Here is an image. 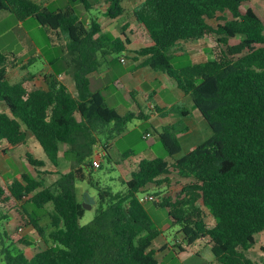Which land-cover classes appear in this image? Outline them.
Segmentation results:
<instances>
[{"label":"trees","instance_id":"1","mask_svg":"<svg viewBox=\"0 0 264 264\" xmlns=\"http://www.w3.org/2000/svg\"><path fill=\"white\" fill-rule=\"evenodd\" d=\"M76 1L89 7L87 0H71ZM123 1L106 0L107 16H122ZM246 1L141 0L134 8L133 17L152 41L135 53L192 98L212 136L177 157L182 151L179 134L187 128L168 124L161 131L155 129L169 158L139 156L130 178L115 191L95 181L96 157L112 163V143L134 118L187 112L154 105L146 113L134 91L130 92L133 108L120 112L101 91L90 88L88 75L99 70L112 51L124 52L131 42L128 36L107 43L97 36L100 24L80 20L71 4L50 10L47 3L35 0H0V12H12L21 21L33 17L52 43L64 45V60L77 92L74 96L55 75L45 88H28L27 78L12 81L11 69H28L33 62H19L15 54L0 52V102L7 105L0 111L3 151L24 145L31 131L47 159L28 154V162L39 173L48 162L58 174L50 183L27 173L9 184L0 178V220L12 212L23 229L34 227L45 240L31 258L24 250L14 253L3 248L5 264H160L158 253L166 246L156 248L155 241L164 230L139 200L147 192L162 195L155 204L167 208L173 225L179 226L178 249L205 241L213 253L209 264H258L246 251L264 232V18L253 8H244ZM208 36L216 42L212 56L173 64L176 50ZM60 144L67 145L64 156L71 163L65 173L59 170ZM100 146L104 154L97 152ZM134 154L122 153L116 163ZM78 182L97 191L95 216L86 224L81 223L86 209L78 196ZM174 184L181 186L173 196L168 191ZM28 202L53 207L46 228L25 209ZM206 210L214 218L211 226ZM13 236L17 243L34 244L19 230Z\"/></svg>","mask_w":264,"mask_h":264},{"label":"rangeland","instance_id":"2","mask_svg":"<svg viewBox=\"0 0 264 264\" xmlns=\"http://www.w3.org/2000/svg\"><path fill=\"white\" fill-rule=\"evenodd\" d=\"M35 1L39 3H47V6L50 10L65 8L67 5L71 4L75 8L76 16L86 24H88L91 19L95 20L97 17H102V13H104V11L105 15L107 16L106 0H87L89 7H86V5L81 1H76L73 3L71 2V0ZM126 1L127 0L124 1V5L126 4ZM128 3L132 4V0L128 1ZM247 7L253 8L262 18H264V0H248L244 3V8ZM224 15L226 17H229V14L227 13ZM126 16L129 17L130 13ZM107 17L108 20H113L109 16ZM117 20H119L118 26L123 25V21H125L124 19L122 21L120 19ZM210 22L214 25L217 23L216 20H210ZM101 30L102 27L100 25V30L97 35L100 36L99 33ZM125 32L132 41L136 42L135 38L140 34L141 31H130L126 29ZM106 35L107 37L105 38L104 36V38L107 43H110V39H115L116 34L115 31H109ZM148 40L150 42V39ZM139 42L141 43L140 47L148 45L147 39L145 38L141 37ZM215 44V39L212 36H208L205 39L185 44L186 49L175 51L177 57L173 60V64L179 66L195 63L198 61H205L210 56H212V48L213 46H215ZM0 52L8 55L15 54L19 62L33 59V63L28 68V71L32 73H39L40 71L44 70L48 61H52L55 72L62 71L66 68L65 61L60 58L63 54L62 46L52 44L50 38L48 37L46 29L42 27L33 17H29L21 23L18 18L9 11H2L0 13ZM121 54V51L111 52V54L109 55V57H107L106 61L103 62L101 67L105 71V75H95L94 77H92V84L90 88L93 91H101L110 106L117 108L118 105H123L131 109L134 101L132 99L128 100L124 93L125 90L122 88L117 89L115 83L119 80L121 81V78H123L125 73L129 69L134 67V59L130 55L127 62H121ZM19 72L20 71H10V76L13 81H18L22 79L23 76L28 75H18ZM65 78L68 80L71 79L68 75H66ZM174 81L175 80L173 78H170V82ZM170 82L169 84H171ZM153 85L157 87L158 90H163L162 94L165 95V99L168 101V107L173 104L177 109L180 107L190 109V111L192 112L191 126L194 129L193 131L199 132L189 137L191 139V142L189 143H186L185 141L186 136L183 137L182 134L179 136V140L182 144V151L177 155V157L184 155L189 150L193 149V147L206 141L212 136V130L208 122L201 115V113H197V111H195L196 109L191 108L192 105L190 102H188L187 100H179L178 95L172 92L171 89H163L166 84L161 85L159 80L154 82ZM143 86L145 87L146 83ZM28 87L32 88L34 86L28 83ZM0 106H2L1 102ZM144 108L146 109V111H148L149 109L148 106H144ZM150 110H153V106L150 107ZM180 117L182 118V115H180ZM168 119H170V117L166 118L164 120V123L170 122V120ZM180 123H184V120ZM155 129L161 131L162 127L160 124L152 120L151 117L134 118L129 122L127 131L115 140L114 148L119 149L121 154L127 151H132L135 153L131 156V159L127 160L128 163H134L135 160H137V158L142 155H144V157H150L146 156L145 151L148 149L152 150L155 157L161 156L169 158V155L163 147L161 141L159 140ZM147 131L152 132V134L150 136H147ZM191 144L194 145L192 148H190ZM98 149H102V147L100 146L98 147ZM9 152L15 153L17 154V156H21L22 165H14L16 171H19L20 168L23 170H27L29 162L26 159V155L28 154L36 159H40L42 157L43 159H47L37 139H31L27 144L21 145L17 149ZM100 152L103 153V149ZM60 156L63 158L62 153L60 154ZM113 158L114 159H112V162L119 161V156H113ZM95 161L98 162V166L94 168L95 181L100 182V184L103 186L109 185L115 191L121 189L123 186V182L125 181V177H129V174L127 176V173H130V170L128 168L129 165L127 166L126 164V167H123L120 170L116 168L115 165L111 164L107 158L102 157L101 159H99L97 157ZM44 168L45 169L39 168V170H41L40 173L37 171V169L34 168L35 175L44 177L46 183H50L56 176V170L50 163H48V166ZM59 169L62 172L68 171V169L64 167L63 162L60 163ZM1 175L2 180L7 179L8 177H12V174ZM12 179L14 180L15 178ZM180 186L181 185L179 184H174L169 188L168 193L174 196L175 193L180 190ZM78 187L79 196L82 197V193L85 192L87 188L86 182H78ZM163 191L164 194H167L165 193V189ZM152 194H154V192H152ZM96 206L97 202L92 205V208H86L85 215L81 219L82 224L89 223L94 218ZM145 207L152 215L156 223L159 225V227H161L165 232L164 237H160L155 241V247L161 248L163 245H166V242L175 245L179 240V226L173 225V220L168 213V209L162 206H157L153 200L146 201ZM25 209L31 214V216L38 218L39 223L45 228L50 224L49 212L53 210V207L51 205L45 208H41L37 207L32 202H28L25 204ZM206 211L208 213L206 220L209 226H211L214 224V218L208 210ZM20 225H22L21 221L17 218V216H13L12 212L9 213L8 218L0 220V264H5L3 248L8 247L14 253L27 248V245L17 243L13 240V235L17 232ZM20 235L24 236L27 240L34 243H36L35 238L38 237L41 244L39 246L45 245V240L42 239V237L38 234L34 227H24V230L20 232ZM261 246H264V232L256 235V244L254 245V247L246 251V254L258 264H264V251L261 249ZM192 249L195 252H202L203 258L208 259V257L210 258L211 256H213L210 246H208L205 241L197 242L194 246H192ZM159 260L161 261V264H182L181 261L175 256L173 250L166 251L164 254L159 255Z\"/></svg>","mask_w":264,"mask_h":264},{"label":"crops","instance_id":"3","mask_svg":"<svg viewBox=\"0 0 264 264\" xmlns=\"http://www.w3.org/2000/svg\"><path fill=\"white\" fill-rule=\"evenodd\" d=\"M124 1L122 3L123 5H124ZM128 1H130V0H127L126 4L124 5V7L126 8V12L122 16H120L118 18L121 21L123 19L125 20V21H123V25H121V26L119 25L118 26L119 20H117V19H113L112 21L108 20V17L105 15V11H104V13H102V17H97L95 20L91 19V21L88 23V24H90L91 22L96 21L98 24H100L101 27H102V30L100 31L99 34H100V36H103V37L105 36V38L107 37L106 34L109 31H115V34H116L115 35V39L116 38H121L122 40H125L127 38V36H128L127 33L125 32L126 29H128L130 31H137V30L141 31L140 34L138 32L139 35L135 38L136 42L132 41L130 39L131 42L129 44H126L125 50L121 54V56L122 55L126 56L125 57L126 58L125 62H127L128 57L131 55V57L134 59V67L129 69L125 73L123 78H121V81L119 80V81H117L115 83V86L117 87V89H121L122 88V89L125 90L124 93H125L127 99L128 100L132 99L134 101L133 105L135 104V100L132 98L130 92L134 91L135 92V96H136V100L143 106V108H144V106H148L149 107L148 111H146V109L144 108L146 113L150 112L151 111L150 107L154 106V105H157V106H160V107H164V108H173V107H175V105H173V104H171L170 107H168V105H167L168 101L165 99V95L162 94L163 90L162 89L158 90L157 87H155L153 85L154 82L159 80L161 85L166 84V86H164L163 89H165V88H167L169 90L171 89L172 92H174L175 94L178 95L179 100H187L188 102L191 103V105H192L191 108L192 109H196L195 106H194L192 98L188 94L184 93L179 88V86H178L176 81L170 82V78L171 77L169 75H167L166 73H164L162 71H156V70L150 68L149 66L144 65L143 64L144 57L138 56L135 53L136 50H138L141 47H143V46L140 47L141 43L139 41H140L141 37L147 39V42H148L147 44L148 45H151L152 41L150 40V42H149V40H148L149 36H148L145 28L140 23H138L135 20V18L133 17V10L137 6V4H139V2H141V0H139V1L132 0V4L131 3L129 4ZM107 6H108V4H107ZM128 12L130 13L129 17L126 16V15H129ZM19 21L22 23L24 20H22V21L19 20ZM124 33H125V35H124ZM97 36H99V35H97ZM64 39H65V36H64ZM52 44L53 45H61L62 46L63 54H62V56L60 58L64 60V54L66 52L65 48H64V45L60 44V43H52ZM187 44H189V43H187ZM145 46H147V45H145ZM108 57H109V55H108ZM58 60H59V58H58ZM26 61H32L33 62L34 60L33 59H29V60H26ZM65 65H66V63H65ZM10 71H20L18 73V75H20V74L21 75L22 74L23 75L24 74H28L27 76H23L22 79L27 78L26 81H25V85L28 87V83H29L30 85L34 86L32 88H45L47 86V83L49 81L50 76L51 75H55L60 82H62L64 85H66L69 88V90L72 92V94L74 96H76V94H77V92L75 90L74 79L68 73L67 66H66V68L64 70L55 72L54 71V67L52 65V61H48L46 63L45 69L40 71L39 73H32V72L28 71V69H22L21 67H16L14 69H11ZM31 74L34 75V76H30ZM66 75H68L69 78H71V79L70 80L66 79L65 78ZM95 75H99V76L102 75L103 76V75H105V71L100 67L99 70L90 73L88 75L89 79H90V86L92 84V80L91 79ZM9 76H10V72H9ZM10 79H11V76H10ZM22 79H20V80H22ZM20 80H18V81H20ZM169 82L171 84H169ZM145 83H146V86L144 87L143 85ZM32 88H30V89H32ZM140 100L142 102H144V103H142ZM155 100H156V102H155ZM1 103H2V106H0V111L7 110V105L5 103H3V102H1ZM133 105L131 106L132 108H133ZM117 109H119L120 112H124V111L128 110L129 107H126V106H123V105H118ZM179 110H181L182 112H187V115H182V118H181L180 114H178V113H172L169 116H162V115L157 113V114L152 115L151 119L154 120L155 122H157L158 124H160L162 128L165 125H168V124L177 125L179 128L186 127L187 129L184 130L182 133H180L179 136L181 134L183 135V137L186 136V138H185L186 140L185 141H186V143H189V142H191V139L189 137L191 135H195V134H197L199 132L198 131H193L194 129L191 126V124H192L191 123L192 122L191 113L192 112L190 111V109L189 108L180 107ZM195 111H197V113H199L197 109ZM169 117H170V119H168V120H170V122L164 123L165 122L164 120L166 118H169ZM183 120H184V123H180V122H183ZM195 120H197V119H195ZM147 133H148V131L146 132V134ZM31 139L34 140V139H36V137L34 136V134L31 131H28L27 132V140H26L25 144H27L28 141L31 140ZM193 146L194 145L191 144L190 148H192ZM66 147H67L66 144H60L59 166H60V163L63 162L64 167L66 169H68V171H69L71 163L64 156V150L66 149ZM114 147H115V144L112 143V147L110 148V151H109L111 156H112V159H114L113 156H119L121 154L120 150L119 149H115ZM101 150L102 149H98L97 152L99 153ZM145 152H146V156L155 157L154 153L152 152L151 149H148ZM43 153L45 154L44 151H43ZM61 153L63 155V158L60 156ZM103 154H104V152H103ZM142 157H144V155H142ZM26 159H27V157H26ZM40 159L46 160V159H43V157L40 158ZM129 159H131V157H129L126 160H124L121 164L120 163H116V162H112V163L110 162L111 164L115 165L116 168H118L120 170H121V168L126 167V164H127V166L129 165L128 168L130 170V173H127V176L129 174V177H125V181L130 178L131 172L135 169V167L137 166V163H138V159L135 160L134 163L133 162L128 163L127 160H129ZM17 164L22 165L21 156H17V154L11 153V152H9V150H5V151H3L1 153V155H0V178L2 176L1 174H3V175L4 174H12V177H8L7 179L2 180V182L6 183V184H9V183H11L13 181L12 178L21 179L23 173H27V174L32 175V176H36L35 172H34V168L35 167L32 166L30 163H29V166H28L27 170H23V169L20 168L19 171H16V169L14 167V165H17ZM47 164H48V162H47ZM42 169H45V168H42ZM60 172H62V171L60 170ZM62 173H65V172H62ZM57 175L58 174H56L55 177H57ZM77 187H78V183H77ZM86 187L87 188H86L85 191H88L96 199V197H97L96 189L94 187H91L87 182H86ZM122 188H123V186H122ZM78 189H79V187H78ZM78 196H79V190H78ZM79 199L84 201V192L82 193V197L79 196ZM164 235H165V232H164L162 237H164ZM178 238H180V235H179ZM35 240H36V243L33 242L34 243L33 245H27L26 246L27 248L24 249L25 254L29 258H31L35 254V252H36L35 248L37 246L41 245L40 244V239H38V237H36ZM178 242H179V240H178ZM20 244H22V243H20ZM23 245H25V244H23ZM175 245L166 242V245L162 246V247H164V246H166V247H164V249L160 250V252L158 253V257H159V255L164 254L166 251L173 250L174 253H175V256L181 261L182 264H209L212 261V259H213V256H211L210 258L208 257V259L203 258L202 252H198V251L195 252V251H193L192 248H189L187 250H181V249H178L177 246H175ZM156 248H158V247H156ZM160 264H161V261H160Z\"/></svg>","mask_w":264,"mask_h":264},{"label":"built area","instance_id":"4","mask_svg":"<svg viewBox=\"0 0 264 264\" xmlns=\"http://www.w3.org/2000/svg\"><path fill=\"white\" fill-rule=\"evenodd\" d=\"M120 61H121V62H125V61H126V58H125L124 55H122V56L120 57ZM146 135H147V136H150V133H147ZM3 149H4V146H3L2 143H0V155H1V153L3 152ZM96 166H98V162H97V161H96ZM161 197H162V195H160V196H156V195H154V194H152V193H141V194L139 195V200H140L141 202H146V201H148V200L159 201V200L161 199ZM18 230H19V232H21V231H23L24 229L20 226V227L18 228Z\"/></svg>","mask_w":264,"mask_h":264},{"label":"water","instance_id":"5","mask_svg":"<svg viewBox=\"0 0 264 264\" xmlns=\"http://www.w3.org/2000/svg\"><path fill=\"white\" fill-rule=\"evenodd\" d=\"M96 202L94 196H92L88 191L84 192V201L83 206L84 208H92V205Z\"/></svg>","mask_w":264,"mask_h":264}]
</instances>
